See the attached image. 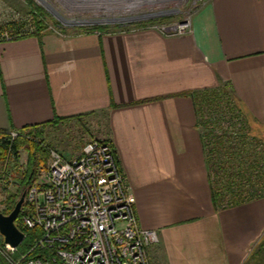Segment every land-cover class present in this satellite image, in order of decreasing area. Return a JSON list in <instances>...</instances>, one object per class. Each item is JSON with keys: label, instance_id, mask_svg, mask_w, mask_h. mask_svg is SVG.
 Returning <instances> with one entry per match:
<instances>
[{"label": "crops", "instance_id": "obj_1", "mask_svg": "<svg viewBox=\"0 0 264 264\" xmlns=\"http://www.w3.org/2000/svg\"><path fill=\"white\" fill-rule=\"evenodd\" d=\"M222 88L263 142L264 0H210L185 34L45 31L0 42V133L96 119L140 226L159 235L150 264H264L252 253L264 199L222 209L214 195L195 97Z\"/></svg>", "mask_w": 264, "mask_h": 264}, {"label": "rangeland", "instance_id": "obj_2", "mask_svg": "<svg viewBox=\"0 0 264 264\" xmlns=\"http://www.w3.org/2000/svg\"><path fill=\"white\" fill-rule=\"evenodd\" d=\"M209 1L0 0V24L28 17L31 2L42 7L47 14L48 28L46 31L58 30L63 36L79 33L80 29H84L82 33L125 32L175 25L188 18L192 19L195 13ZM100 26H107V30L95 29ZM29 28L35 31L34 27ZM156 29L161 31L159 28ZM27 30L29 29L18 30V34L25 33V35L17 38L34 35ZM2 34L0 35L1 41H6L2 39ZM166 34L178 35L179 33L172 31ZM216 92L218 93L211 95L208 93L209 96L206 97H220L219 101L200 97L198 102L199 126L204 132L212 186L214 193L218 195L217 203L220 208L225 209L264 199V141H260L256 134H247L252 125L236 97H231L232 94L227 88ZM18 131L21 132V130ZM218 131L224 133L216 134ZM25 133H28V138L21 134L14 140V142H19L16 154L9 148L4 149L1 146V140L4 138L2 134L6 136L8 133H0V211L5 214H9L22 194L27 192L33 184L38 183V180L45 174L49 165L50 149H56L64 158L71 159L79 155L84 145L92 139L111 141L105 135L104 130H101L96 119L67 121L44 128H28ZM30 140L32 143L43 144L40 153L42 159L36 168L35 181L23 188L24 175L32 160L30 143H28ZM244 146H249V148L243 150ZM215 147V154H211L208 149ZM26 211L27 207L24 202L16 222L26 234L34 236L36 233L27 229L23 223ZM261 239L263 241L253 248L252 253L261 252L264 258V234ZM4 243V237L0 233V257L4 259V264H7L8 260L4 258ZM21 251L22 249L13 257L18 258L23 253Z\"/></svg>", "mask_w": 264, "mask_h": 264}, {"label": "built area", "instance_id": "obj_3", "mask_svg": "<svg viewBox=\"0 0 264 264\" xmlns=\"http://www.w3.org/2000/svg\"><path fill=\"white\" fill-rule=\"evenodd\" d=\"M191 26L188 18L156 28L182 34ZM27 31L34 33L33 28ZM23 35L4 32L2 39ZM21 134L29 137L20 131H10L8 137L13 142ZM135 202L111 141L92 139L71 159L50 149L47 171L26 192L23 223L36 233L33 245L15 258L23 243H4V258L7 264H23L27 254L40 250L43 256L26 264H150L148 248L159 235L140 226Z\"/></svg>", "mask_w": 264, "mask_h": 264}, {"label": "trees", "instance_id": "obj_4", "mask_svg": "<svg viewBox=\"0 0 264 264\" xmlns=\"http://www.w3.org/2000/svg\"><path fill=\"white\" fill-rule=\"evenodd\" d=\"M30 7H31V10H30V14H29L28 17L23 18L21 20H13V21H10V22L4 23V24H0V35L3 32H9V33L15 34V33H17L18 30H22L24 28L25 29H30L29 27H34L35 28L34 35H41L43 32H45L47 30V28H48L47 17H46L47 14L44 12V10L42 9V7H39L35 3H31L30 2ZM95 29L107 30V26H105V27L104 26H100V27H96ZM83 30L80 29L79 30L80 31L79 33L84 32ZM87 30H89V29H87ZM0 41H1V39H0ZM216 91H220V89L219 90L212 91L209 95L214 94V93H218ZM195 98H196L197 104H198L200 97H195ZM205 98H208V99L210 98L211 100H217V101H219V98L220 97H205ZM25 130L26 129L21 130V132L22 133H25ZM2 135L4 136V138H2V140H1V144H2L1 146L4 149L9 148L10 150H12V152L14 154H16L17 151H18L17 150V146L19 145V142H14V141L12 142L9 139L8 135H6V136L4 134H2ZM28 143H30L29 149L31 150L32 160H31V163L29 165V169L27 170V172L24 175L25 177H24L23 182H22L23 188L26 185L32 184L35 181V178H36V168H37L38 164L41 162V159H42L40 153H41V146L43 144H41V142H39L41 145L36 144V143H32L31 140H30V142L28 141ZM247 149L248 148L246 147L244 150H247ZM208 150H209V152L211 154H215L216 147L213 148V149H210L209 148ZM214 195H215V199L217 201L218 200L217 199L218 195L215 194V193H214ZM16 224H17V222H16ZM17 226H18V224H17ZM21 230L24 232L23 229H21ZM33 242H34V236L31 235V234H29V233H27L26 240L19 247V252H20V249H22L21 252L26 253L29 250V248L33 245ZM42 253L43 252L40 251V250H33V251H31L29 254H27L25 260L23 261V264H26V262L28 260H30V259L42 257L43 256ZM3 260L4 259H2L0 257V264H4V261Z\"/></svg>", "mask_w": 264, "mask_h": 264}, {"label": "water", "instance_id": "obj_5", "mask_svg": "<svg viewBox=\"0 0 264 264\" xmlns=\"http://www.w3.org/2000/svg\"><path fill=\"white\" fill-rule=\"evenodd\" d=\"M58 17L61 18L60 15H58ZM171 32L172 31H170L169 33ZM25 198L26 192L22 194L15 207L9 214H5L0 211V233L4 237V242L12 247L20 246L25 239V233L16 224V220L21 212L22 206L25 202Z\"/></svg>", "mask_w": 264, "mask_h": 264}]
</instances>
